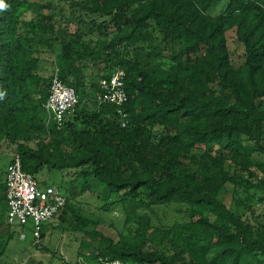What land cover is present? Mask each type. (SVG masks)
I'll use <instances>...</instances> for the list:
<instances>
[{"label": "trees", "instance_id": "16d2710c", "mask_svg": "<svg viewBox=\"0 0 264 264\" xmlns=\"http://www.w3.org/2000/svg\"><path fill=\"white\" fill-rule=\"evenodd\" d=\"M4 3L0 156L13 144L33 175L44 167L76 170L51 183L67 198L61 219L97 185L104 204H121L126 228L116 237L81 228L80 247L91 248L92 264H264V223L254 215V206L264 205L257 198L264 161L255 158L264 155V0ZM230 29L244 48L238 67L227 47ZM44 56L78 96L60 127L44 107ZM117 68L128 94L124 126L113 104L98 102L99 79ZM33 130L44 136L32 137ZM2 167L0 256L12 238L2 231ZM227 183L243 190L244 200L231 191L227 204L220 196ZM169 206L181 217L171 223L159 214ZM73 216L75 228L88 220L80 209Z\"/></svg>", "mask_w": 264, "mask_h": 264}, {"label": "rangeland", "instance_id": "374dc122", "mask_svg": "<svg viewBox=\"0 0 264 264\" xmlns=\"http://www.w3.org/2000/svg\"><path fill=\"white\" fill-rule=\"evenodd\" d=\"M227 47L229 49L232 64L234 67H238L244 61V48L243 45L237 41L235 30L230 29L226 32ZM54 61L52 56L42 57L40 61L39 74L47 79L49 84L50 77L54 70ZM96 71L95 69L93 70ZM261 109H264V102L261 105ZM32 137L38 134L40 137L44 135L39 131L33 130ZM37 141V140H36ZM35 140L30 141V145L35 147ZM69 150L70 147L66 146ZM16 153L15 146L13 144L6 147L0 156V164L5 170L6 165L12 159ZM255 158L264 161V155L257 153ZM83 168H78L77 171ZM74 169H67L60 172L55 169L42 168L36 173V178L41 183L44 182L47 185H51L52 180L58 175H62L64 179H68L72 176ZM81 177L78 178V182L81 183ZM56 187V183H54ZM102 187L97 185L96 187L89 188L83 193H80L74 201L71 202L72 207L68 209L63 219L60 218L59 213L56 217L51 219L49 223L41 231L40 242L33 245L32 234L29 230H25L26 237L21 239L16 228L8 227L4 224L2 231L4 236L9 233L12 234V238L9 240L6 250L2 256H0V264H92L90 260V247L82 251L80 244L85 239L82 227L85 229H96L103 234L116 237L119 232L125 230V211L118 202H109L104 204L106 199H103L101 192ZM231 191L234 192L236 199L240 198L244 200L245 192L236 191L234 186L227 183L221 197L229 204L231 201ZM236 191V192H235ZM259 197H264V184L262 183L257 190ZM257 198H253L252 206L256 203ZM250 203V202H248ZM80 211L86 215L88 220L85 223H77L78 228H75L76 216H73V212ZM262 213V214H261ZM159 214L163 221L168 223L174 220L180 219V214L174 210V207L169 206L164 210H159ZM254 215L260 222L264 223V205L254 206Z\"/></svg>", "mask_w": 264, "mask_h": 264}, {"label": "built area", "instance_id": "2783aa9c", "mask_svg": "<svg viewBox=\"0 0 264 264\" xmlns=\"http://www.w3.org/2000/svg\"><path fill=\"white\" fill-rule=\"evenodd\" d=\"M125 72L117 68L108 76L99 79V103L113 104L116 113L123 117L122 126L127 124V113L121 107L127 102L128 94L124 87ZM78 103L74 87L65 84L56 69L52 75L49 95L44 104L48 119L56 121L60 127L63 118L71 113ZM6 224L17 227L20 237L25 234L20 228L29 227L34 242L40 241L43 226L56 217L67 202L66 196L52 185L41 184L29 172L22 169L20 157L15 154L6 169ZM105 264H124L119 259L104 261Z\"/></svg>", "mask_w": 264, "mask_h": 264}, {"label": "clouds", "instance_id": "9594fccd", "mask_svg": "<svg viewBox=\"0 0 264 264\" xmlns=\"http://www.w3.org/2000/svg\"><path fill=\"white\" fill-rule=\"evenodd\" d=\"M7 7V4H5L4 3V0H0V9H3V8H6ZM54 66H55V64H54ZM58 70V68H57V66L56 67H54V70H53V72H52V75H53V73H54V71L55 70ZM52 75H51V77H50V81H49V86H48V95H49V88H50V82H51V78H52ZM61 79V78H60ZM62 80V79H61ZM63 81V80H62ZM64 82V81H63ZM66 84V83H65ZM48 98V97H47ZM47 100V99H46ZM46 102V101H45ZM45 102H44V104H45ZM58 127V126H57ZM15 154H18L19 155V153L16 151V153ZM14 154V155H15ZM14 157V156H13ZM13 157H12V159H13ZM19 157H20V155H19ZM12 159L8 162V164L12 161ZM20 161H21V158H20ZM7 164V165H8ZM7 165H6V168H5V180H6V169H7ZM21 166H22V163H21ZM23 169V168H22ZM24 170V169H23ZM25 171V170H24ZM32 174V173H31ZM33 175V174H32ZM35 178H36V176L35 175H33ZM36 180H37V178H36ZM38 181V180H37ZM39 183H41L40 181H38ZM41 184H46V183H41ZM52 186H54V185H52ZM55 187V186H54ZM55 188H57V187H55ZM5 189H6V182H5ZM58 189V188H57ZM65 195V194H64ZM66 196V195H65ZM5 198H6V190H5ZM6 203H7V199H6ZM8 208V207H7ZM6 212H7V210H6ZM61 213V212H60ZM4 221H5V225L6 226H8L7 224H6V213H5V218H4ZM8 227H10V226H8ZM12 228H15V227H12ZM18 230V229H17ZM31 232V231H30ZM33 238V237H32ZM41 238V237H40ZM33 242H34V238H33ZM40 242V241H39ZM39 242H37V243H39ZM35 243V242H34Z\"/></svg>", "mask_w": 264, "mask_h": 264}]
</instances>
